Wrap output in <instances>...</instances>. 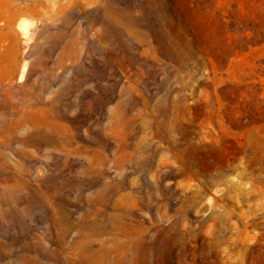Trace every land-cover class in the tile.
<instances>
[{"label":"rangeland","instance_id":"374dc122","mask_svg":"<svg viewBox=\"0 0 264 264\" xmlns=\"http://www.w3.org/2000/svg\"><path fill=\"white\" fill-rule=\"evenodd\" d=\"M0 264H264V0H0Z\"/></svg>","mask_w":264,"mask_h":264}]
</instances>
